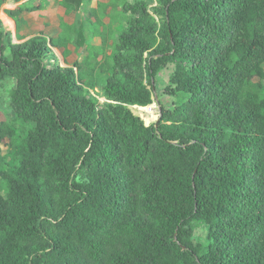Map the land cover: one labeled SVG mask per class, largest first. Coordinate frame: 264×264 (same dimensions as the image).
Returning a JSON list of instances; mask_svg holds the SVG:
<instances>
[{
	"label": "trees",
	"instance_id": "1",
	"mask_svg": "<svg viewBox=\"0 0 264 264\" xmlns=\"http://www.w3.org/2000/svg\"><path fill=\"white\" fill-rule=\"evenodd\" d=\"M154 1L56 39L0 23V264H264V0ZM69 43L87 54L61 66ZM168 63L183 97L145 125L130 106Z\"/></svg>",
	"mask_w": 264,
	"mask_h": 264
},
{
	"label": "crops",
	"instance_id": "2",
	"mask_svg": "<svg viewBox=\"0 0 264 264\" xmlns=\"http://www.w3.org/2000/svg\"><path fill=\"white\" fill-rule=\"evenodd\" d=\"M63 1L64 0H5L0 6V12L3 14V18L0 22L1 26L6 31L11 32L12 42H14V38L17 39L14 43L25 41L34 35H38L39 33H42L48 39H56L61 31V24L72 25L76 23L75 18H77L76 20L79 19V15H81L79 23L85 20V12L88 10L85 12L82 11V14H78V12H80L81 8L90 2L95 3V5L90 3L88 8L95 9L97 15L101 17L105 24L109 22V17L107 15L112 12L110 0H81L80 2H73L72 5L74 4L75 7H78V5L81 4L76 10H67L62 4ZM40 5L41 9L39 10L30 11L27 9L28 7L30 8ZM20 7H22V9L18 11ZM98 8L100 9V12L97 10ZM83 15L85 17H83ZM71 16L72 20L69 21L67 18ZM90 21H94V18L90 17ZM12 27L16 30L15 34L13 33ZM101 41L102 39L99 35H93L89 40V45L92 47H99L101 45ZM109 44H111V40ZM70 45L73 47H70ZM72 48L77 50V56L82 50L86 52L82 56L87 54L85 47L75 48V46L71 43L67 45L66 50L62 47L52 48L60 65L61 61L59 59V55L61 54L62 61L67 64L68 59L74 53V49ZM58 50H60L59 55L57 52Z\"/></svg>",
	"mask_w": 264,
	"mask_h": 264
},
{
	"label": "rangeland",
	"instance_id": "3",
	"mask_svg": "<svg viewBox=\"0 0 264 264\" xmlns=\"http://www.w3.org/2000/svg\"><path fill=\"white\" fill-rule=\"evenodd\" d=\"M150 6L155 5V1L154 0H146ZM92 3V2H90ZM90 3L85 5L83 8H81L80 12H78V14H82V11L85 12L86 10H88ZM93 5H95V3H92ZM81 4L78 5V7ZM78 7L76 6L73 9H78ZM101 8V7H100ZM100 12V9H97ZM102 16V15H101ZM80 17L81 15H79V19L76 20L77 18H75L76 23L80 22ZM83 17H85L83 15ZM3 18V14L0 12V22ZM69 21L72 20V16L67 18ZM6 24V23H5ZM13 33L15 34L16 30L12 27ZM14 42L17 41L16 38L13 39ZM110 43V41H109ZM70 47H73L72 45H70ZM98 48V47H95ZM74 49V48H72ZM110 48H106L105 53L109 54L110 53ZM58 55L60 54V50L57 51ZM5 53L8 55V50L5 51ZM77 50L74 49V53L73 55H71V57L68 59L67 64L62 61V57L61 54L59 55V59L61 61V65L62 66H71L73 64L74 61H76L77 59L80 60L82 55L84 53H86L85 51H81L79 53V55L77 56ZM174 69V65L172 63H168L165 66H163L158 73L156 74L155 78H154V83H153V101L145 106H140V105H131L130 108L133 111V113L137 116H139L145 125H149L152 123H155L157 121V119H159L160 116V108L164 107L167 109H172L175 105V103L180 100L183 95L181 93H172L170 91V87H169V78L173 72ZM15 85V81L11 80V79H5V80H0V116L2 117H9L12 118V112L9 109L8 106V91ZM100 102L103 101V98H99ZM149 108V109H148ZM6 140H4V142L1 144V149H2V153L6 152V145H5ZM206 230L203 226L201 225H195L194 226V236H193V241L197 242V241H203L205 242L206 239Z\"/></svg>",
	"mask_w": 264,
	"mask_h": 264
},
{
	"label": "water",
	"instance_id": "4",
	"mask_svg": "<svg viewBox=\"0 0 264 264\" xmlns=\"http://www.w3.org/2000/svg\"><path fill=\"white\" fill-rule=\"evenodd\" d=\"M158 120H159V119H157V121H158ZM157 121H156V122H157Z\"/></svg>",
	"mask_w": 264,
	"mask_h": 264
},
{
	"label": "built area",
	"instance_id": "5",
	"mask_svg": "<svg viewBox=\"0 0 264 264\" xmlns=\"http://www.w3.org/2000/svg\"><path fill=\"white\" fill-rule=\"evenodd\" d=\"M149 109V108H148Z\"/></svg>",
	"mask_w": 264,
	"mask_h": 264
}]
</instances>
